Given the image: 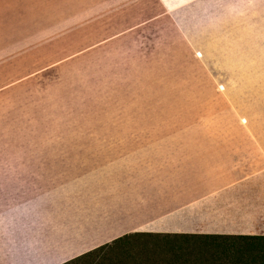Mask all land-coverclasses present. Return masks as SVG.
I'll return each mask as SVG.
<instances>
[{
    "label": "rangeland",
    "instance_id": "374dc122",
    "mask_svg": "<svg viewBox=\"0 0 264 264\" xmlns=\"http://www.w3.org/2000/svg\"><path fill=\"white\" fill-rule=\"evenodd\" d=\"M225 181L264 187V0H0V264Z\"/></svg>",
    "mask_w": 264,
    "mask_h": 264
},
{
    "label": "crops",
    "instance_id": "0c3cea01",
    "mask_svg": "<svg viewBox=\"0 0 264 264\" xmlns=\"http://www.w3.org/2000/svg\"><path fill=\"white\" fill-rule=\"evenodd\" d=\"M242 189L252 192H239ZM259 189L264 187L250 183L215 182L207 187H200V191L192 193L189 197L191 203L186 205L170 203L167 210H162V212L171 211L173 218L168 222L157 224L145 220L122 221L116 215L109 217L104 213L106 220H113L105 229L109 231L123 225L130 226L116 235H112L111 232V238L114 239L134 233L264 236V193L255 192ZM177 204H179L177 210H170ZM73 248V245L68 246L60 254L39 264H66L73 258L70 254ZM92 249L93 247L87 251Z\"/></svg>",
    "mask_w": 264,
    "mask_h": 264
},
{
    "label": "trees",
    "instance_id": "16d2710c",
    "mask_svg": "<svg viewBox=\"0 0 264 264\" xmlns=\"http://www.w3.org/2000/svg\"><path fill=\"white\" fill-rule=\"evenodd\" d=\"M150 243L152 248L146 246ZM114 249L117 254L112 256L113 261L110 255L96 259L97 255ZM79 261L85 264H264V236L134 233L66 264Z\"/></svg>",
    "mask_w": 264,
    "mask_h": 264
},
{
    "label": "water",
    "instance_id": "95a60500",
    "mask_svg": "<svg viewBox=\"0 0 264 264\" xmlns=\"http://www.w3.org/2000/svg\"><path fill=\"white\" fill-rule=\"evenodd\" d=\"M60 177V175L58 176ZM58 183V182H57ZM58 185V190L60 191L61 195L64 196L65 198H70L71 201L73 200L71 193H74L76 191H82V186L84 185V179L82 177L79 178V175H73L71 177L62 176V180L59 179V184ZM83 192V191H82ZM71 196V197H70ZM78 196V195H77ZM83 199V204H85V196H81ZM102 215V213H100ZM97 224L94 228L88 230L85 232V226L84 228L80 231L76 229V233L73 234V236H79L81 237L79 241L75 244L74 248L71 250L70 254H72L73 258L75 259L89 251L93 247V249L102 246L108 242L115 240L114 237L111 238L112 236L110 233L112 232V235H116L118 233H121L123 230H127L130 228L128 225H123L119 228H113L112 230H106L105 228L109 225V223L113 222L110 219L102 218L101 216L99 219L97 218ZM110 223V225H111ZM86 236V239H85ZM92 249V250H93ZM87 251L85 253H81L83 251ZM78 251V252H77ZM91 251V250H90ZM77 252V253H76ZM70 255V257H72ZM69 258V257H68ZM71 259V260H72ZM70 261V260H69Z\"/></svg>",
    "mask_w": 264,
    "mask_h": 264
}]
</instances>
